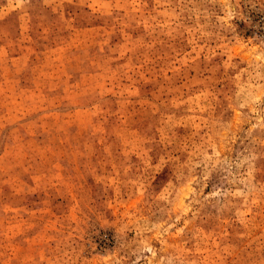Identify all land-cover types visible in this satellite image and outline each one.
Instances as JSON below:
<instances>
[{
	"label": "rangeland",
	"instance_id": "374dc122",
	"mask_svg": "<svg viewBox=\"0 0 264 264\" xmlns=\"http://www.w3.org/2000/svg\"><path fill=\"white\" fill-rule=\"evenodd\" d=\"M0 264H264V0H0Z\"/></svg>",
	"mask_w": 264,
	"mask_h": 264
}]
</instances>
